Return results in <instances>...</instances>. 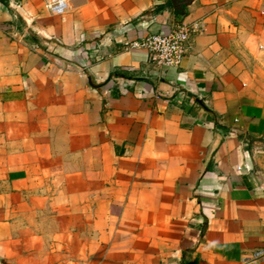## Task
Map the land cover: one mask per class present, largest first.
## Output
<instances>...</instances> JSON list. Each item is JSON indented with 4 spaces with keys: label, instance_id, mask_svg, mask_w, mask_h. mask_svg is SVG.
<instances>
[{
    "label": "crops",
    "instance_id": "crops-1",
    "mask_svg": "<svg viewBox=\"0 0 264 264\" xmlns=\"http://www.w3.org/2000/svg\"><path fill=\"white\" fill-rule=\"evenodd\" d=\"M48 1L0 0V264H264V0Z\"/></svg>",
    "mask_w": 264,
    "mask_h": 264
},
{
    "label": "built area",
    "instance_id": "built-area-1",
    "mask_svg": "<svg viewBox=\"0 0 264 264\" xmlns=\"http://www.w3.org/2000/svg\"><path fill=\"white\" fill-rule=\"evenodd\" d=\"M46 8L53 14L63 15L66 0L48 1ZM202 28L197 21L180 22L168 33L150 34L140 41L126 43L125 48L147 50L150 62L160 69L178 68L187 54L191 37L201 32Z\"/></svg>",
    "mask_w": 264,
    "mask_h": 264
},
{
    "label": "water",
    "instance_id": "water-1",
    "mask_svg": "<svg viewBox=\"0 0 264 264\" xmlns=\"http://www.w3.org/2000/svg\"><path fill=\"white\" fill-rule=\"evenodd\" d=\"M190 0H172L173 5L176 9L182 10L183 6L188 3Z\"/></svg>",
    "mask_w": 264,
    "mask_h": 264
}]
</instances>
